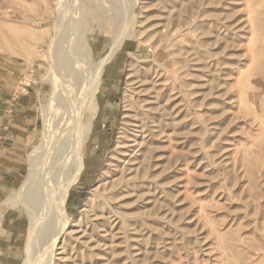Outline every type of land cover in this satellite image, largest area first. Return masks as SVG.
I'll list each match as a JSON object with an SVG mask.
<instances>
[{
  "label": "rangeland",
  "instance_id": "374dc122",
  "mask_svg": "<svg viewBox=\"0 0 264 264\" xmlns=\"http://www.w3.org/2000/svg\"><path fill=\"white\" fill-rule=\"evenodd\" d=\"M64 1L68 24L74 18L91 29L104 19L103 30L87 35L93 62L124 35L96 92L90 75L75 86L93 97L94 120L54 264H264V0ZM56 6L57 0H0V95H15L10 112H0V133L14 118L10 129L19 143L8 146L22 159L8 186L0 178V204L20 188L30 152L43 143ZM60 110L51 115L56 139L41 148L48 149L45 168L54 185L75 154L64 125L70 114ZM89 117L81 115L77 132ZM97 192L103 197L87 202ZM38 211L50 223V213ZM26 212L0 206V264L25 259ZM53 232L50 226L47 238ZM44 242L37 241V252Z\"/></svg>",
  "mask_w": 264,
  "mask_h": 264
},
{
  "label": "bare ground",
  "instance_id": "6f19581e",
  "mask_svg": "<svg viewBox=\"0 0 264 264\" xmlns=\"http://www.w3.org/2000/svg\"><path fill=\"white\" fill-rule=\"evenodd\" d=\"M71 6H72L71 8H73V5ZM56 7H57V18L56 17L55 18L57 20L54 27H56V30H58V35L54 45L51 48L50 55L48 54L50 66L48 67L47 73L45 74V78H44L45 80H48V82H50V84L52 85L51 86L52 91L50 93L49 101L46 104H42L43 115L46 118V129L43 134V143L42 146L36 145L35 149L30 152L29 172L27 174L26 179L20 186V188L14 189L3 200L4 204L7 205L25 206V209L27 211L26 214L28 213L31 219L30 231H29V236H30L29 247L27 249V255L23 260L22 264H38L37 263L38 257H41V259L43 260L40 264H54L55 250H57L56 247L57 238L62 233H64L65 225L68 219L67 211H66L67 199L69 197L70 188L76 181V177H78L77 176L78 173L84 167L83 147L86 144V142L89 140L88 135L93 126V115L95 110L94 101L92 99L93 97H91V95L86 96L89 99V104L85 108L83 104L86 97L81 92L82 89L80 90L81 85L79 86V90H76L75 86L79 85L77 84V81H84V79L86 77H89L90 75L91 88L89 89L92 91L93 94L96 92L98 78L102 73L104 66L108 63V59L110 58L111 54L117 50V46L120 43V38H118L120 36L118 35H122V34L124 35V32H122L121 34L117 35L118 37L114 36L113 37L114 42L112 44L113 47L111 49L112 51L106 56L105 59H103V61L93 62L92 48L88 43L87 35L89 33L96 32V28L103 30L104 19L102 21L101 20L97 21L96 28L88 29L87 26L85 27L84 25H80L81 22H79V20L77 24V22L74 20L73 17H71L73 19L69 20L70 24L66 23V16L69 13L64 0H57ZM79 12L77 14H79ZM82 12L84 11L82 10ZM72 15H75L73 9L71 16ZM82 19H84V16ZM71 25L74 26L73 30L75 31V33L73 32L72 35L70 36V41L68 40L69 38L65 40L64 32ZM38 29L41 28L34 27V30H38ZM129 30H130V34L132 35L133 27L130 28ZM67 41L70 42L69 43L70 45L64 46V44ZM63 42L65 43L63 44ZM26 44L28 47L31 46L32 50L36 49L37 45L33 46V42L31 43L29 42V40H26ZM87 65L93 68L90 74L88 73L89 71L87 72L86 70H84L85 67H87ZM66 76H70L71 80H68V78L66 79ZM62 94H64V96ZM81 94L83 95V98ZM63 107L65 108L63 114H70V116L65 119L64 125H66V129H68V131L71 130L73 133L74 147L72 146L73 147L72 152L73 149L75 148L74 149L75 152H73L75 154L73 155V158H71V162H69L70 164H68L67 162V166H68L67 169L66 168L61 169L62 176L59 180H56V185H54L52 180L54 179L53 175H50V173L46 170L47 168H45L48 165L47 160L49 159V156H46L47 154L49 155L48 149L44 148L41 150V148L46 147L45 143L49 145L56 139L55 134L57 133L56 128L58 125L57 126L54 125L53 121L55 120L56 117L54 118L51 115L58 113V110L62 109ZM86 111H88L90 114L89 120L86 123V128L82 133L77 132L76 130L77 122L81 118V115L84 114V112ZM64 136L66 137V135ZM67 138H65L64 140L67 141L66 140ZM44 144L45 146H43ZM69 144L70 143H68V145ZM50 176L52 177V179H50L51 178ZM95 196L103 197L101 193L97 192L94 193L93 196L89 197L87 202H91L92 198H94ZM36 210H40L43 212L46 211L47 214L50 213L51 216L50 223L45 222L46 223L45 224L42 220V217L44 215L39 216ZM43 212L41 213L39 212V213L42 214ZM50 226L52 227L54 232L52 235H50L47 238L46 233L48 228H50ZM41 238L43 239V241H45L44 243L46 246L44 247L43 250L37 252L36 245L38 246V244L36 243Z\"/></svg>",
  "mask_w": 264,
  "mask_h": 264
},
{
  "label": "crops",
  "instance_id": "0c3cea01",
  "mask_svg": "<svg viewBox=\"0 0 264 264\" xmlns=\"http://www.w3.org/2000/svg\"><path fill=\"white\" fill-rule=\"evenodd\" d=\"M2 83H4V82L1 81V84ZM14 99H15V95L13 94V91L11 89H8L7 91H4L1 93V95H0V112L3 110L4 116H6L5 112L7 113L9 111L8 108L11 106L10 104H12V101ZM16 105H18V103ZM15 107L10 108V109L12 111L18 110V106L16 108ZM5 108H6V110H5ZM7 109H8V111H7ZM13 119L14 118L8 119L7 125L5 127L6 131H4L3 134L0 133V144H3L2 146H0V178L5 179V182H3V184L4 183L5 184L3 186H8V182H11L12 179L20 173L19 167L22 164V159L19 158L18 156H16V154H19L18 151L14 148L12 150L8 146V145L12 144V142L19 143V140H18L19 136H17V135H19V133L13 134V132L10 129L13 127V125H12ZM93 120H94V117H93ZM18 127L21 128V125H19ZM6 132L8 134H6ZM8 193H11V192H8ZM8 193H6L3 200L7 197V195H9ZM0 206H7V204H4V201H2ZM3 218H4V214L0 213V230H4L3 225H2ZM1 255H2V251L0 249V256Z\"/></svg>",
  "mask_w": 264,
  "mask_h": 264
}]
</instances>
